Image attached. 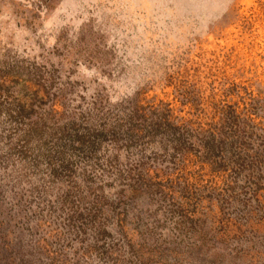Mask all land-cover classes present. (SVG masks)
I'll use <instances>...</instances> for the list:
<instances>
[{"label": "rangeland", "instance_id": "374dc122", "mask_svg": "<svg viewBox=\"0 0 264 264\" xmlns=\"http://www.w3.org/2000/svg\"><path fill=\"white\" fill-rule=\"evenodd\" d=\"M0 264H264V0H0Z\"/></svg>", "mask_w": 264, "mask_h": 264}]
</instances>
